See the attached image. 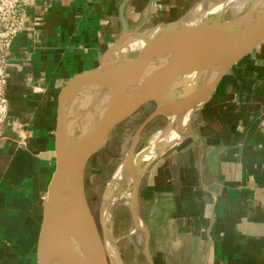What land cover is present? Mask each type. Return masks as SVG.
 I'll use <instances>...</instances> for the list:
<instances>
[{
	"label": "crops",
	"instance_id": "crops-1",
	"mask_svg": "<svg viewBox=\"0 0 264 264\" xmlns=\"http://www.w3.org/2000/svg\"><path fill=\"white\" fill-rule=\"evenodd\" d=\"M122 1L40 0L14 40L13 124L0 135V264H38L58 97L117 41ZM200 1L129 0L125 16L130 30H145ZM139 216L153 264H264V41L222 75L185 136L145 166Z\"/></svg>",
	"mask_w": 264,
	"mask_h": 264
},
{
	"label": "water",
	"instance_id": "water-1",
	"mask_svg": "<svg viewBox=\"0 0 264 264\" xmlns=\"http://www.w3.org/2000/svg\"><path fill=\"white\" fill-rule=\"evenodd\" d=\"M128 2L123 0L119 7L122 33L106 51L99 66L76 74L60 91L57 167L43 209L38 264H111L105 239L86 195V167L103 150L119 124L144 105L154 103L155 109L136 130L124 161L134 185L130 204L132 219L135 228L145 234L144 252L153 264L151 235L139 216L141 175L137 158L142 150L136 152V147L140 136L158 116L193 113L212 95L222 75L264 41V12L256 0H251L246 12L230 20L216 22L213 19L211 23L195 24L196 17L212 10L204 9L196 16L195 6L179 20L133 31L125 16ZM132 39L140 42L137 54L129 59L120 56L123 45ZM191 73L201 75L198 84L187 89L183 79ZM89 93L95 98L91 106L97 107L86 130L75 133L70 128L69 118L81 115L71 116L70 103L75 96ZM119 260L124 264L120 257Z\"/></svg>",
	"mask_w": 264,
	"mask_h": 264
},
{
	"label": "rangeland",
	"instance_id": "rangeland-1",
	"mask_svg": "<svg viewBox=\"0 0 264 264\" xmlns=\"http://www.w3.org/2000/svg\"><path fill=\"white\" fill-rule=\"evenodd\" d=\"M250 4L251 0H240L220 11L217 15H207L203 23H211L213 19L216 22L233 19L246 12ZM136 54L137 51L133 50L122 54V57L129 59ZM83 97L82 94L75 96L69 106L71 116L81 115L80 118H69L70 128L75 133H82L86 130L92 120L93 109L97 107L95 104L93 107L91 106L95 99L94 94L89 93L84 99ZM155 107L154 103H148L129 119L119 124L109 136L103 150L97 153L86 167L85 191L89 205L103 238L106 241L110 236L117 249L116 252L109 255L111 264H120L119 257L124 264H150L144 252L145 234L135 228L130 210L134 192L133 183L126 182L124 186L125 193L110 203L106 213L102 209L114 181V175L126 159L136 130L153 112ZM170 123L171 118L167 116H158L150 122L140 136L136 152L149 145L155 134L168 131ZM143 166L139 156L137 158V168L140 170Z\"/></svg>",
	"mask_w": 264,
	"mask_h": 264
},
{
	"label": "bare ground",
	"instance_id": "bare-ground-1",
	"mask_svg": "<svg viewBox=\"0 0 264 264\" xmlns=\"http://www.w3.org/2000/svg\"><path fill=\"white\" fill-rule=\"evenodd\" d=\"M238 1L240 0H207L206 3L201 2L197 4L194 9V14H196V16H198V14L204 9L210 8L212 10L202 17H196L193 22L195 24L203 23V20L207 15H217L220 11L224 10L231 4L233 5V3H237ZM256 3L258 4V7L264 12V0H256ZM139 46L140 42L138 40H129L126 44L123 45L118 54L120 55L129 51L136 50ZM200 75V73H191L190 75H187L183 79V84L187 87V89L194 88L198 84ZM86 96L87 95L85 94L83 99ZM192 114L193 113L191 111H188L182 116L170 117L171 123L169 125L168 131L157 133L152 137V139L150 138L151 140L149 142V145L145 146L140 154V160L144 165L143 168L140 169L141 171L138 169L140 175L143 173L145 166H147L157 155H159V153L166 146L173 145L185 136L186 129L189 125ZM126 182L133 183V179L130 175H128L126 164L124 162L121 166L118 167L114 175V181L110 187L109 195L106 198L104 204V213H106L108 210L109 202L117 200L119 197H121V195L125 193L124 184H126ZM108 238L109 239H107L105 242L108 254L110 255L116 252L117 249L111 238Z\"/></svg>",
	"mask_w": 264,
	"mask_h": 264
},
{
	"label": "built area",
	"instance_id": "built-area-1",
	"mask_svg": "<svg viewBox=\"0 0 264 264\" xmlns=\"http://www.w3.org/2000/svg\"><path fill=\"white\" fill-rule=\"evenodd\" d=\"M40 0H0V135L4 124L10 121L8 87V64L15 38L28 21V11Z\"/></svg>",
	"mask_w": 264,
	"mask_h": 264
}]
</instances>
